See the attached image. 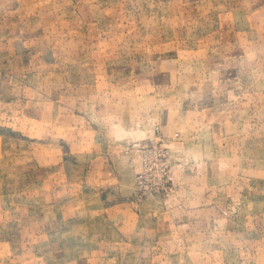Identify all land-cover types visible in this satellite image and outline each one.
Here are the masks:
<instances>
[{"label": "rangeland", "instance_id": "obj_1", "mask_svg": "<svg viewBox=\"0 0 264 264\" xmlns=\"http://www.w3.org/2000/svg\"><path fill=\"white\" fill-rule=\"evenodd\" d=\"M0 264H264V0H0Z\"/></svg>", "mask_w": 264, "mask_h": 264}, {"label": "built area", "instance_id": "obj_2", "mask_svg": "<svg viewBox=\"0 0 264 264\" xmlns=\"http://www.w3.org/2000/svg\"><path fill=\"white\" fill-rule=\"evenodd\" d=\"M153 142H155V140L153 139ZM144 146H146V145H144Z\"/></svg>", "mask_w": 264, "mask_h": 264}]
</instances>
